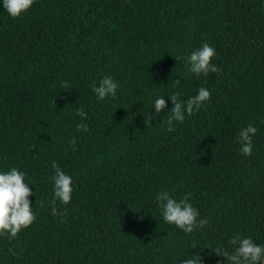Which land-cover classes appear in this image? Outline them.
Returning a JSON list of instances; mask_svg holds the SVG:
<instances>
[{
    "label": "trees",
    "instance_id": "1",
    "mask_svg": "<svg viewBox=\"0 0 264 264\" xmlns=\"http://www.w3.org/2000/svg\"><path fill=\"white\" fill-rule=\"evenodd\" d=\"M205 43L221 71L197 77L186 57ZM105 76L116 98L98 101L91 85ZM201 87L210 101L168 132L169 96L186 102ZM250 124L245 157L238 135ZM53 161L73 187L57 215ZM13 167L36 220L0 237V264H179L197 253L227 264L215 253L233 252L234 236L264 246L263 0H36L18 19L0 0V172ZM161 191L190 193L207 225L185 234L166 223Z\"/></svg>",
    "mask_w": 264,
    "mask_h": 264
},
{
    "label": "clouds",
    "instance_id": "2",
    "mask_svg": "<svg viewBox=\"0 0 264 264\" xmlns=\"http://www.w3.org/2000/svg\"><path fill=\"white\" fill-rule=\"evenodd\" d=\"M34 3H36V0H3V9L10 18L18 19L22 14L28 12ZM215 56V49L207 43L203 44L201 48L186 57L189 72L197 77H206L209 73H219L221 69L212 63ZM174 82L177 85L180 84V80ZM118 87L119 85L110 76L103 77L98 82V86L96 82L91 85L98 101H103L107 97L116 98ZM70 88L72 87L67 82L62 84L63 90ZM178 97L179 93H173L169 96L172 108L167 112L168 132L175 131L174 122H184L185 114L192 116L195 112H198L205 102L210 101L211 93L206 88L201 87L198 94L190 97L186 102H181ZM154 108L155 115L159 116L166 108L164 97L155 99ZM75 114L81 117L82 120L87 119V114L82 108L76 109ZM152 119L153 116L147 114L144 119L145 125L151 124ZM77 131L88 132L89 127L87 124L80 123L77 125ZM256 133L257 129L251 124L239 132L238 143L240 144L241 155L251 156L253 151L252 137ZM75 143L74 138L71 141L73 151H76ZM51 167L55 175L52 177L54 187L53 199L50 201V205L52 214L57 215L60 214L57 204L66 206L71 203L72 178L65 174L55 161L52 162ZM32 195L29 184L25 182L23 172L18 171L15 167L7 172H0V237L6 236L10 240L16 239L22 230L29 228L34 223L36 216L29 200ZM190 195V193L186 194L176 200L167 191H161L155 197L161 208L163 220L170 225H174L185 234H191L195 229L202 228L208 223L206 219L197 221L199 212L189 203ZM41 206L43 207V204ZM63 215H67L66 208ZM228 243L233 246V252L230 253L227 250L217 248L215 253L217 256L225 257L227 264H264V246L257 245L251 238L234 236ZM192 247L195 249L197 246L193 245ZM201 259V256L197 253L190 256V258L181 260L179 264H201Z\"/></svg>",
    "mask_w": 264,
    "mask_h": 264
},
{
    "label": "rangeland",
    "instance_id": "3",
    "mask_svg": "<svg viewBox=\"0 0 264 264\" xmlns=\"http://www.w3.org/2000/svg\"><path fill=\"white\" fill-rule=\"evenodd\" d=\"M263 3H264V0H263Z\"/></svg>",
    "mask_w": 264,
    "mask_h": 264
}]
</instances>
